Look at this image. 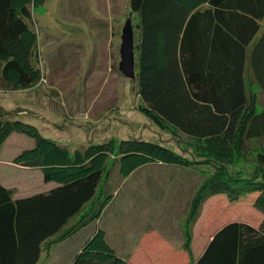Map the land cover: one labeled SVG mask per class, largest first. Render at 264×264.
Here are the masks:
<instances>
[{"label":"trees","instance_id":"obj_1","mask_svg":"<svg viewBox=\"0 0 264 264\" xmlns=\"http://www.w3.org/2000/svg\"><path fill=\"white\" fill-rule=\"evenodd\" d=\"M43 2L0 0V70L10 89H28L40 79L31 22L32 9ZM128 5L136 18L131 29L137 110L160 129L200 142L209 157L201 161L214 168L192 197L189 221L208 196L221 195L229 204L246 193L251 196L243 200H251L262 217L258 224L250 217L227 220L197 257L184 245L185 264H264V145L253 146L264 140V0H128ZM9 114L0 107V152L12 133L33 137L35 146L18 153L13 164L56 183L16 198L3 182L6 174H0V264H41L108 207L113 195L102 199L98 188L113 141L71 152L28 120ZM118 148L116 160L125 175L157 162L198 161L140 139L121 140ZM249 152L255 154L254 167L247 174L229 168L235 156L246 158ZM153 258L148 255L145 264H155ZM167 258L160 264H178L174 254ZM67 264L133 263L99 228Z\"/></svg>","mask_w":264,"mask_h":264},{"label":"rangeland","instance_id":"obj_2","mask_svg":"<svg viewBox=\"0 0 264 264\" xmlns=\"http://www.w3.org/2000/svg\"><path fill=\"white\" fill-rule=\"evenodd\" d=\"M32 14L40 79L28 89L13 90L6 86L0 70V107L8 110L12 118L28 120L44 137L71 152L113 141L111 148L106 145L109 148L106 176L98 190L102 191V199L107 196L109 200L111 195L115 198V204L108 208L111 216L118 215L120 209L124 212L121 227L115 224L109 234L116 248L125 253L137 249L132 257L134 262L141 260L139 255L144 259L152 255L155 264H160L174 254L178 264H185L188 255L181 251L184 245L199 253L215 229L227 220L250 217L258 224L261 215L251 200H243L251 196L249 193L243 194L238 203L229 204L221 195L208 196L199 214L189 221L192 197L214 168L201 161L209 157L206 158L200 142L171 129H160L137 110L136 78L129 79L119 70L122 29L126 21L130 20V24L133 21V26L136 22L135 16L130 15L128 0H44L32 9ZM132 139L160 143L198 161L188 166L157 162L125 175L119 170V159L116 160L118 145L121 140ZM262 144L264 140L254 142L253 146L258 148ZM34 146L33 137L12 133L1 147L0 174H6L3 182L14 189L16 198L56 183L45 182L38 171H26L13 164L18 153ZM254 155L249 152L246 158L235 156L229 168L247 174L254 167ZM125 193L130 194L132 201L122 202L121 208L118 202L126 197ZM151 225L162 233L161 241L153 240L148 230L142 232ZM92 226L71 236L65 241L69 244L60 246L41 264H67L89 237ZM141 233L144 239L135 244ZM161 259L164 262H159Z\"/></svg>","mask_w":264,"mask_h":264},{"label":"crops","instance_id":"obj_3","mask_svg":"<svg viewBox=\"0 0 264 264\" xmlns=\"http://www.w3.org/2000/svg\"><path fill=\"white\" fill-rule=\"evenodd\" d=\"M153 164H155V165H157L158 163H153ZM159 164H162V163H159ZM162 165H164V164H162ZM168 166H170V165H168ZM175 166V165H174ZM141 169V168H140ZM176 169H178V168H176ZM187 169V168H186ZM26 170V169H25ZM137 170H139V169H137ZM137 170H135V171H137ZM179 170V169H178ZM188 170V169H187ZM28 171H31V170H28ZM7 182V181H6ZM52 185H54V184H49V188H47V189H43V190H41V191H45V190H48V189H50L51 187H52ZM125 195H126V197H122L121 198V200L122 201H120L119 200V202L118 203H120V207L122 208V202H125V204H126V202H130V201H132L131 199H130V194H127V193H125ZM115 198H112L111 199V201H110V203H109V205H108V207H106L105 209H104V211L102 212V214H101V216H100V218H99V220L96 222V223H94L93 224V226H92V231H91V233H90V235L89 236H91L97 229H103V231L105 232V236H106V240H107V242L116 250V252L118 253V254H120V255H122V256H124V257H128L129 258V260L130 261H132V263L133 264H141L142 262L141 261H146V259H144V258H142L140 255H139V257L138 258H140L141 260H138L137 259V262H134L133 261V259H132V257H134V253H136V251H137V249H134V251L133 250H129L128 252H126L125 253V251H121V250H119L118 248H116V246H115V244L113 243V240H112V235H109L110 234V232H111V229H113V227H116L115 226V224H117V223H119L120 224V226H118V228L119 227H121V221H122V219H120L121 217H123L124 216V212L120 209V213H118V215H114V216H111V211H108V208H110L111 206L110 205H112V204H115V200H114ZM114 200V201H113ZM128 200H130V201H128ZM123 207L124 208H127V207H129V206H124L123 205ZM115 208V207H114ZM118 210V209H117ZM123 225V224H122ZM88 227H90V226H88ZM88 227H87V230H88ZM146 230H148L147 232H150V234H152L151 235V238L153 239V240H157L158 238L157 237H160V238H162L163 239V237L161 236L162 235V233L157 229V227L155 226V225H151V226H149V228H145L142 232H145ZM158 230V231H157ZM86 233H87V231H86ZM144 234H142L141 233V235L140 236H138V238H137V240H135L136 241V243L135 244H137L138 243V241H142V239H144ZM87 238V237H86ZM210 239V238H209ZM67 241V240H66ZM165 242H167L166 240H165ZM208 242V241H207ZM67 244H69V242H63V243H61L58 247H57V249L60 247V246H64V245H67ZM207 244V243H206ZM206 244H205V246H206ZM143 246V245H142ZM205 246L201 249V251H199V253H194V256L195 257H197V256H199L201 253H202V251L204 250V248H205ZM130 251H133V254L130 252ZM182 251V250H181ZM144 254V253H143ZM147 258V257H146ZM132 259V260H131Z\"/></svg>","mask_w":264,"mask_h":264},{"label":"water","instance_id":"obj_4","mask_svg":"<svg viewBox=\"0 0 264 264\" xmlns=\"http://www.w3.org/2000/svg\"><path fill=\"white\" fill-rule=\"evenodd\" d=\"M120 62L119 70L127 78L135 77V59L133 33L130 20L126 21L122 30L120 43Z\"/></svg>","mask_w":264,"mask_h":264}]
</instances>
